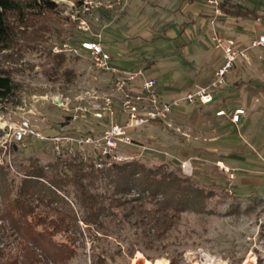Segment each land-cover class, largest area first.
I'll return each mask as SVG.
<instances>
[{
    "label": "rangeland",
    "instance_id": "rangeland-1",
    "mask_svg": "<svg viewBox=\"0 0 264 264\" xmlns=\"http://www.w3.org/2000/svg\"><path fill=\"white\" fill-rule=\"evenodd\" d=\"M56 1L60 5L58 14L45 17L48 26L53 24L56 31L40 40L34 35L33 24H20L11 18L17 34L16 55L35 67L18 78L20 87L16 99L0 105V264H23L18 249L21 236L11 228L9 204L17 196L18 186L28 178L30 166L37 160L48 170L59 160L79 158L58 156L50 144L33 139L16 144L8 135L23 121L45 134H53L64 121V112L54 105L53 98L74 97L80 91V82L87 80L86 61L78 56L77 60L71 61L76 69L75 78L71 82L64 77L56 78L52 73L53 64L47 57L51 47H60L57 42L67 39L71 33L77 42L72 43L73 40L68 38L69 49L79 48V41L97 40L96 35L101 34L104 49L113 63L121 70H142L146 77L155 78L165 99L182 97L197 86L210 84L215 70L224 63L222 53L210 40V8L202 3L130 0L122 12L97 11L86 16L84 27L88 31H84L79 29L81 21L77 19L76 10L71 9L72 3L78 5L82 0ZM229 2L239 8L254 9L258 18L264 19V0ZM61 18L66 23H62ZM241 21L246 23L244 31H238L237 22L232 21L234 26L222 22L217 30L223 36L235 37L248 44L253 39L254 23L247 18ZM40 24L42 20L37 26ZM65 54L76 56L72 52ZM256 55L262 58H257L254 65L246 66L245 62L238 61L228 74L230 86L223 88L219 95L221 93L223 99L227 96L224 92L231 93L230 98L248 94V109L256 98L259 99L250 112L248 126L239 132L230 130L229 136L264 147V52ZM141 82V79L135 81L133 93H139ZM99 90H110V84H102ZM228 105L238 107L242 102L230 101ZM215 109L199 114L195 127L190 126L189 121L182 128L176 123L173 128L159 122L146 124L132 133L136 144L123 148L124 154L129 156L127 162H138L148 168L166 165L170 171L193 178L206 197L204 204L181 213L177 224L163 241L157 243V248L141 251V246L137 247L141 250L130 258L127 255L129 248L138 243L135 227L123 223V231L116 232L111 227L108 230L113 233L105 235L96 225H85L81 220L83 213L74 201L75 190L68 187L67 191L56 190L59 197L54 200L51 210L42 205L36 208L38 213L47 211L51 220L58 214L68 219L67 215L73 212L78 218L77 223L71 222L75 227L54 237V241L64 246L67 253L71 252L72 257L59 256L56 262L48 264H93L98 257L107 258L100 264H144L145 260L151 263L165 260L167 264H264V202L259 201L264 197V190L244 184L238 177L239 174H251L249 169L231 165L229 168L236 171L234 180L222 169L219 161L235 153L236 149L224 146L213 152L206 150L212 136L208 117ZM14 146H17L16 151ZM244 148L248 150L245 145L241 147ZM185 161H191L192 169L186 167ZM98 186L99 191L110 187L106 181L99 182ZM136 192L135 189L132 194L136 196ZM161 198L158 196L152 201ZM29 206L32 212L33 200ZM146 206L155 207L154 203ZM27 220L33 224V216ZM36 228L43 231L42 226ZM39 257L43 259L41 254Z\"/></svg>",
    "mask_w": 264,
    "mask_h": 264
},
{
    "label": "trees",
    "instance_id": "trees-1",
    "mask_svg": "<svg viewBox=\"0 0 264 264\" xmlns=\"http://www.w3.org/2000/svg\"><path fill=\"white\" fill-rule=\"evenodd\" d=\"M183 1L203 3V0ZM59 8L60 5L54 0H0V105L16 99L20 87L18 78L29 68L35 67L16 55L17 34L11 18L20 24H33L34 35L40 40L44 35L56 31L53 24L48 26L45 17L47 14L57 15ZM221 8L230 16L252 21L258 19L254 9L239 8L230 2L222 4ZM41 20L42 24L37 26ZM61 22L66 23V20L61 18ZM68 38L73 40L72 43L77 42L74 33ZM67 39L57 43L62 46L69 42ZM47 57L53 64L52 73L56 78L64 77L68 82L75 78L76 69L71 61L77 60V56L54 54L51 47ZM13 149L16 151L17 146ZM101 181H106L110 187L99 191L98 184ZM68 187L75 190L74 201L83 213L81 220L85 225H96L105 235H110L112 231L108 228L111 227L116 232L123 231V223L135 227L138 243L129 248L127 255L130 258L141 250L137 247L141 246V251L157 248V243L163 241L177 224L181 213L204 204L206 199L193 178L170 171L166 165L148 168L138 162H125L97 170L80 158H69L59 160L46 170L36 160L30 166L28 178L18 186L17 196L9 204L11 228L21 236L22 242L18 249L23 264H48L56 262L59 256L64 259L72 257L71 252L67 253L64 246L54 241V237L75 227L71 222L77 223L76 213L68 214L69 220L61 214L51 220L47 211L36 212V208L41 205L51 210L54 200L59 197L56 190L67 191ZM135 189L136 196L132 194ZM129 195L133 198H127ZM158 196L162 197L161 200L152 201ZM31 200L32 212L29 206ZM259 201L263 203L262 199ZM147 203H154V209L148 208ZM29 216H33V224L27 220ZM39 226L43 227V231L36 228ZM40 254L44 260L39 257ZM97 259L93 264L103 263L107 258Z\"/></svg>",
    "mask_w": 264,
    "mask_h": 264
},
{
    "label": "built area",
    "instance_id": "built-area-1",
    "mask_svg": "<svg viewBox=\"0 0 264 264\" xmlns=\"http://www.w3.org/2000/svg\"><path fill=\"white\" fill-rule=\"evenodd\" d=\"M56 1V0H54ZM130 0H82L72 3L80 20L79 29L88 31L84 26L88 15L97 11H124ZM229 0H203L210 8L208 16L211 23L210 40L216 50L222 53L223 65L216 71L212 82L199 86L182 97L165 99L155 78L146 77L142 70L129 72L119 69L112 57L104 49L101 34L97 40L79 41V48L69 49L68 44L53 48L54 54L73 53L86 61V82H80V91L74 97L53 98V103L64 112L62 125L53 134H45L28 121H23L9 132L11 141L22 144L28 139L50 144L58 156H78L84 163L91 164L97 170L110 168L128 161L123 148L135 145L132 136L134 130L151 122H159L167 128L174 127V115L183 106H207L215 102L216 95L227 85L228 74L237 66L238 61L251 62V54L264 49V19L253 21V39L245 44L235 37L223 36L217 30L220 23L233 24L222 4ZM56 3H58L56 1ZM73 18H76L75 16ZM141 79V90L134 92V83ZM108 82V83H107ZM87 86H84V84ZM89 83V85H88ZM110 84V90L100 91L99 87ZM246 115V110H218L216 116L228 117L237 125ZM231 180L235 179V170L222 166ZM259 173V172H258ZM263 176L264 171L260 173ZM264 202V197H263Z\"/></svg>",
    "mask_w": 264,
    "mask_h": 264
},
{
    "label": "crops",
    "instance_id": "crops-1",
    "mask_svg": "<svg viewBox=\"0 0 264 264\" xmlns=\"http://www.w3.org/2000/svg\"><path fill=\"white\" fill-rule=\"evenodd\" d=\"M193 5H196V4H193ZM229 17H230L229 19L230 21L237 22L236 27L238 28V31H244L243 25H245L246 23L245 22L243 23L241 21V19L243 18L234 17L230 15ZM232 25L233 24H230V26ZM262 52H264V49H258V50L253 51L252 54L254 56V53H255V56L253 57L251 54V58H252L251 62L248 65L247 63H245V65L246 66L254 65V61L257 58H262V56L256 57L257 56L256 54L262 53ZM217 70H215L214 74L216 73ZM227 81L228 82L226 86L229 87L230 86L229 83L231 82V80L229 81L228 79ZM223 94H227V96L221 99L222 97L221 93L220 95L218 93L216 95L215 102L211 105H207V106L185 105L183 106L174 115L175 123L182 128V126L187 124V122L189 121L188 122L189 125L192 127H195L197 126V123H198L197 116L199 114H205L207 113V111L209 112L211 109L216 108L214 111V114L208 117V122L210 124L209 127L212 129L211 132L209 133L212 134V136L209 138V143L206 144L207 145L206 150L209 152H213V151H217L219 147H224V146H228L232 149H236L235 153L229 154L226 158H223V161H219L220 164L228 168L231 167V165L237 164L238 166L243 167V169H249L248 171H250L251 174H244V175L239 174L238 177H241L244 184L252 186L253 188H257L256 186H258L259 188H263L264 190L263 176L260 174L261 172L264 171V147H260L258 143L252 144V143L247 142V140L242 141L240 138L229 136L230 130L239 132L240 130L242 131L248 126V123L250 120V112L259 102V99L256 98L254 100V104L252 105V107L248 109V105H249L247 101L248 94H245L243 96H239L236 98L234 97L230 98L232 95L231 93L224 92ZM235 100L241 101L242 105H239L238 107H233L232 105H228L230 101L234 102ZM227 108H230L231 111H234L238 108H243L246 110V115L241 118L240 123L237 125L233 124L228 117L216 116V112L218 110H221V109L227 110ZM192 115H195L196 117L194 118L196 119H194ZM243 145H245V147H247L248 150H246L245 148L244 150L241 149ZM255 147H258V150H256ZM184 164L189 169H192L191 161H187V162L185 161Z\"/></svg>",
    "mask_w": 264,
    "mask_h": 264
},
{
    "label": "bare ground",
    "instance_id": "bare-ground-1",
    "mask_svg": "<svg viewBox=\"0 0 264 264\" xmlns=\"http://www.w3.org/2000/svg\"><path fill=\"white\" fill-rule=\"evenodd\" d=\"M144 264H167V261H165V260H157L154 263H151L149 260H145Z\"/></svg>",
    "mask_w": 264,
    "mask_h": 264
}]
</instances>
